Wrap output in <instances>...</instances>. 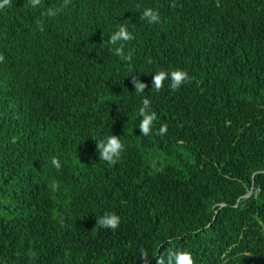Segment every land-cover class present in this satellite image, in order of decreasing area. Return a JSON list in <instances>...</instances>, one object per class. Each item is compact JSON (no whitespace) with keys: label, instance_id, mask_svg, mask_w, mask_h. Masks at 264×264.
<instances>
[{"label":"trees","instance_id":"obj_1","mask_svg":"<svg viewBox=\"0 0 264 264\" xmlns=\"http://www.w3.org/2000/svg\"><path fill=\"white\" fill-rule=\"evenodd\" d=\"M0 55V264H264V0H11ZM177 68L190 83L152 86ZM111 134L114 166L97 150Z\"/></svg>","mask_w":264,"mask_h":264},{"label":"clouds","instance_id":"obj_2","mask_svg":"<svg viewBox=\"0 0 264 264\" xmlns=\"http://www.w3.org/2000/svg\"><path fill=\"white\" fill-rule=\"evenodd\" d=\"M40 3L41 0H31V5L33 7L40 5ZM67 3L68 0H65V4ZM10 4L11 0H0V11L8 8ZM58 11L59 9L49 8L46 14L48 16H54ZM141 19L146 20L149 24L158 23L160 21V14L157 10L148 7L143 10ZM130 39H132V33L128 30L127 26L124 24L119 25L117 30H115L108 39L109 44L113 46L119 45L114 48L113 54L120 57L122 60H129L130 56L124 55L122 42ZM3 59L4 57L0 55V62H2ZM152 76V86H154L157 91L161 89L165 81H170L168 87L173 92L180 90L183 85L191 82V77L188 72L179 68L171 71L160 70L155 72ZM133 82L135 88L134 92L143 96L147 85L141 82L140 78L133 79ZM138 115L140 117L138 126L140 133L143 136H148L153 132L154 122L158 120L157 113L152 110L150 100L148 98H144L142 100V106L138 110ZM167 131L168 126L163 124L156 130L155 134L163 136L167 133ZM97 150L100 160L106 162L109 166H114L120 161L121 154L124 151V144L118 136L111 134L97 142ZM51 163L57 170L61 168V161L59 158L53 157ZM58 188L59 185L54 181L52 183L53 191L58 190ZM120 222L121 219L119 215L114 212H106L97 220V224L101 228L111 230H116L120 226ZM157 264H194V262L190 252L176 250L174 252L170 251L167 254V258L161 256L157 260Z\"/></svg>","mask_w":264,"mask_h":264},{"label":"water","instance_id":"obj_3","mask_svg":"<svg viewBox=\"0 0 264 264\" xmlns=\"http://www.w3.org/2000/svg\"><path fill=\"white\" fill-rule=\"evenodd\" d=\"M251 192H252V190L249 193H251Z\"/></svg>","mask_w":264,"mask_h":264}]
</instances>
